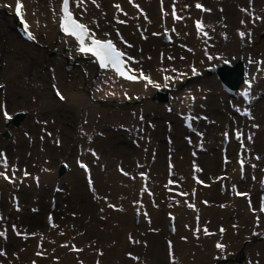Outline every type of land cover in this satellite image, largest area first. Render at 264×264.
<instances>
[{
	"label": "bare ground",
	"instance_id": "bare-ground-1",
	"mask_svg": "<svg viewBox=\"0 0 264 264\" xmlns=\"http://www.w3.org/2000/svg\"><path fill=\"white\" fill-rule=\"evenodd\" d=\"M25 1L26 0H23L24 6ZM49 1H57L58 13L60 0ZM137 1L140 2L141 5L138 4ZM227 1L232 3L231 0H177V12L184 16L185 19L181 22L184 24L178 22L173 25L176 31L171 33V42H169L168 45L161 42L162 39H159L161 33L165 32L166 29V17H163L162 12L159 10L161 0H133V3L139 5L140 10H143L139 14L135 13L134 10L136 7H133L132 4L125 3L121 5V8L127 12L128 15L124 16L122 13L117 12V19L126 20L127 23H118V27L120 28L121 36L133 45L135 52L139 53L141 51L145 54L147 53L146 55L151 58L154 56L156 62L155 66L159 67V69L162 68V73L168 76H175L172 75V62L168 57L172 56L176 58L181 55L185 57V60L183 61L184 65H193L198 71L203 66L213 63L214 60L217 59L216 57L219 58V56L222 55H231L239 46V43L236 40L239 36L238 31L245 32V38H248L247 33L250 31L251 37H254L257 30H259L264 24V20H258L255 23H252V17L248 14L254 11L255 15L264 17V0H252L251 4L247 3V0H233L236 6L235 16H233V14H230L229 16L226 15L225 9L227 8ZM196 2H200L206 9H210L211 11L205 12L196 9L194 6ZM96 3L100 5L99 8H97L91 0H86L89 15L85 16L83 21L87 24H89L87 22L90 19L89 16H96L99 20V24L102 25L101 23L105 22L104 20L107 16L106 10L112 6V0H96ZM115 3H118V0H116ZM151 4L153 5L154 16L153 13L147 11L146 7L144 8V6H151ZM185 4H190L191 7L185 10ZM164 7L172 8V0H164ZM241 9H247V12L241 11ZM113 10H115L114 7H112L110 14H112ZM81 11V9L78 11L79 15ZM29 14L30 13L26 11L25 6V20L29 22L30 30L34 35V24L31 22V15ZM144 14L147 15V20L144 19ZM48 15V20L50 21V14ZM227 17L230 18V22H228ZM197 19H202L204 25L210 26L205 30L208 31L211 39H207L205 43H203V41L206 38L202 35L198 38H195L194 35L191 39L188 38L190 24L192 23L193 25V21ZM241 20H244L245 23L241 24ZM56 25L57 16L55 30L51 26V32L53 35L55 32L57 33ZM212 28H214L215 31H212ZM141 32L144 33V36H146L147 39L141 37ZM154 32L160 33V35H152ZM182 33H187V35H185L186 38H183ZM223 33L227 34V39L224 38L222 35ZM178 35L182 36L183 44L186 46L181 55L180 45H172L174 41H181L180 39L182 38ZM60 37L62 41L68 40L71 42L68 38ZM111 38L118 43L117 37L113 36ZM196 39H198L199 44L197 50L198 55L192 54L191 51L188 50L192 48V44H194ZM218 46H222L223 49L214 50V48ZM125 48L131 53V48ZM224 48H227L228 51L226 52ZM126 49H124L125 52ZM6 51L8 52V55H5L6 67L4 71L0 69V76L5 71L7 72L10 69H15V67H21V65H23L21 57L16 54V50H12L10 45ZM205 51H207L208 55L213 56L214 59L209 60L208 56L205 55ZM72 53L73 55H76L73 45ZM161 53L164 54L163 59L161 58ZM256 58V61L264 60V40L261 43ZM86 60L90 62L88 69L91 73H94L96 71L94 64L90 59ZM130 65L132 67V64ZM252 66L256 69V76L258 78V81L255 82L256 86L259 85V82L262 84V88H260L259 91L262 96V94L264 95V65L254 63ZM164 69H168V71H164ZM186 70H188L190 74L192 73L191 69ZM186 70H177L175 73H187ZM159 72L160 70H156L155 75ZM110 75V73H101L99 75V81L95 86L92 96L83 97L82 94L79 95L80 99L84 102V106L78 105L77 109L72 113L73 139L70 141L71 143H74V149L78 150V156H76L74 152L72 162L78 158L92 159L93 154L90 155L89 151L94 148V156L99 157V161H102L103 159L105 160L107 170L102 173L99 180H97L94 178L89 168L88 175L92 180V187H80L76 178L81 175L83 181H85V176L82 171L76 173V178H70V173L60 178V180L55 181L52 174L53 169L51 166L49 168L46 155L43 154L36 159L35 164L39 176L34 183L44 185L46 182H49L50 198L54 200L50 203V210H55L57 203L60 202L61 204L59 205L63 210V216L59 219V222L57 221V224L52 219L50 226L35 231V234H39L40 237L43 238V257L41 258L30 255L32 253V246L34 245L33 247L35 248L36 245V241L33 238V231L32 238L27 236V238L22 240L21 237L17 236L14 232L12 233L11 230H7V239H4L3 242L0 241V246L3 245V251H5L7 255L5 257H0V264H24L28 260L31 261L32 264L33 261H35V264H50V262H47L49 252H51V254L56 253L57 256H59L58 258L60 261L64 257L66 264H81V262H83V264H97V261H99V264H172V257L169 256V241L172 243V251L176 264H188L187 261L189 256L192 255L196 249L201 247L203 249L205 248L202 261L203 264H210L217 255L225 254L227 248L233 246V241L229 240L230 232L223 226V222L228 213H233L235 220L237 219L244 223L246 232H250L249 230L252 227H254L255 232L264 231V213L259 211L260 204L264 201V191L259 192L255 182L257 177L264 179V118L263 120H259L257 118L258 115H256L258 111H261L264 102L261 101L258 104V108L252 112L251 104L253 102L251 101V98L254 89H256L254 86L255 84L251 86V90L248 93V103L244 104L238 97L239 106L241 108L246 106V110L249 104L250 113L253 119L244 116V119L239 120L235 117L237 121L233 123V128L239 129L240 127V130L244 129L246 131V133L243 132L244 147H241L240 141L233 144L230 141V137L225 146L222 147L221 136L223 132L218 135L222 127L216 131V135L213 139V135L209 134L206 124L207 122L211 123V121H214L211 115L208 114V111L213 113L215 110L214 108L207 110L204 104V97H200L198 94L197 96L195 94V100L187 110L191 115L196 109L202 111L201 115L198 113L196 120H194L193 116L190 120L191 126L189 131L195 127L194 136L195 139L200 137V140L198 141L182 140L180 131L182 129V131L186 133V130L181 126L180 117L172 116L168 113L166 114L163 111H159L162 118L161 125H166L170 120L174 121V125L169 129L168 134H165L164 136L160 133L154 135L152 129L149 131L147 128L145 129V118L142 119L140 123H137L140 121L138 120L139 118L145 116V114H141L140 116L137 113L134 115L128 114V116L123 115L122 119L116 121V125L111 126V130L109 129L110 133L102 135L100 128L107 125V123H105V120L98 115L94 105L91 104L89 106L86 104V101L92 103L106 97L124 99L125 92H127V94L132 93L134 90L138 91V93L143 92L138 85L121 83L114 78L111 80L107 79ZM162 75L163 74H160L159 84ZM187 75H189V73H187ZM151 78L156 81L157 77L153 78L151 75ZM190 79L191 77L186 79L184 85L187 86ZM200 80L196 82L199 83ZM209 91L211 92V89L208 90L206 94ZM187 92L191 93L190 90ZM112 93L115 94L113 95ZM16 94L17 96H20L19 91H17ZM224 94H226V92ZM213 99L212 96V100ZM178 109L181 111L179 104ZM103 110L110 111V113L113 112L112 109L107 110L106 108ZM204 117H206V119H204ZM178 123L181 127L180 130H178L177 127ZM132 124L135 129H130ZM253 124L259 125V127L254 128L252 127ZM45 125L46 127L59 129L58 123H56L55 120H50ZM30 128H32L31 125L25 126V131L27 132V135L24 137L25 140H21V133L17 132L14 133L10 141L13 145L24 144L25 147H28L27 151L29 153L35 144L38 148L42 145L41 140L36 142L35 137L32 138L34 130L29 131ZM50 128H48L49 131ZM119 133L122 134V138H115ZM198 133L202 135H198ZM248 135L252 136V143L246 141ZM101 138V142L105 141L108 146L116 147V149H107L105 153L100 154L98 152V139ZM218 144L221 148L219 152L221 158V171L219 173L222 174V177L220 176L219 179L216 180V175H210L211 168L209 162L212 160L213 154L208 151H210L209 147L214 148V146ZM236 146L242 148L241 154L244 156L243 158L247 159V163L244 165L243 178H241V173H236L234 170L232 173L233 175L231 176L236 182H233L232 184L224 183L225 190L220 192L218 188L219 182L226 181L227 176L225 175L229 165V159L227 158L228 162L225 163L224 156L230 154L233 155L234 147L237 148ZM215 149H217V147H215ZM252 154L255 157H260L259 160H254L256 165V168L254 169L250 167V163H248V159L249 161L251 160L250 158H252ZM133 165H141L145 170V175L148 174L145 184L147 191H143L141 196V201L139 202L140 213L137 218L133 215V209L137 198V181L138 178L142 176L141 174L132 175L130 173ZM170 165L172 166L171 168ZM124 166L128 167L126 172L128 175L127 177H120L123 174ZM249 168L252 170L248 172ZM1 169L5 170L4 164ZM197 169H200V171H197ZM117 171L122 172L121 175L120 173H117ZM204 173L207 174L206 176L208 177L204 176ZM253 176H255V180H253ZM27 179L28 178H25L24 176L21 180L17 189V196L20 190L24 187ZM196 179L205 182V187H202L201 183L198 184ZM41 181H44L43 184H41ZM169 181H172V183H169ZM0 185L4 186L7 184L0 182ZM233 186H235L236 190L241 193H248L249 196L235 195ZM187 187V194H189L191 188L194 187L195 189V194L193 196L194 199H190L195 201L192 202L195 205V209L189 208L186 205L187 203L189 204V201L184 202L183 197L181 196L186 194L185 190ZM92 188L95 189V194L97 195H101L105 190H108L111 194V200L116 202L111 204L115 205L117 209L122 208L123 211L114 210V214L106 211L104 202L99 203L97 200H92L94 195ZM150 190L154 191L152 197L148 195ZM162 190H169L171 192V196L175 199L174 205L168 207L164 206L161 196ZM167 195H169V193H166V197ZM187 196L190 198L189 195ZM249 197L251 199L252 207L256 209L255 215L249 209ZM34 198L35 196H33L32 200H34ZM69 200L71 201L70 203ZM204 201H207V204H205ZM54 202L55 205L53 206ZM221 205H224V207H221ZM99 206L105 211L101 212ZM16 207L17 205L14 207L13 213L7 216V219L10 223H13V220H16V223L18 224H16V226L19 231H24V228L22 227L28 228L26 223L33 219L32 212H34L33 209L34 207H37V204L31 203L24 207L19 203V211L16 210ZM185 207H187V209ZM71 208H77L76 212H72L73 209ZM144 213H147V216H145ZM25 215L29 216V221H26L28 217ZM102 216L105 218L101 219ZM256 216L260 217L259 227H256ZM197 217H199V220H197ZM169 219L172 220L173 229L175 230L166 239L164 224ZM133 220L138 222L136 226H133ZM5 224V218L0 220L1 227H4ZM52 224H55L56 227H53ZM185 225H187V227H185ZM205 226H207L208 230L214 233V235L205 236L203 233V228ZM221 227L225 229L223 234L219 232ZM197 228L200 229L199 232H196ZM61 232H63L64 235H61ZM26 234H28V232ZM129 235L140 243H131L129 241ZM246 235H248V233H246ZM197 236L199 238H197ZM16 238H18V240ZM26 240L31 243H25L26 246L24 247L23 243ZM73 242L78 246V249H83V251H79L76 257L69 258L68 248L69 245L74 244ZM217 242L226 245V250L224 252H220L215 247ZM63 244H68V247H61ZM254 249V253L249 254L246 264H257V262H259V264H264V243H257V246ZM100 252H102L103 255H100ZM129 253L135 257H139V259H132L128 255ZM239 256H242L241 252Z\"/></svg>",
	"mask_w": 264,
	"mask_h": 264
},
{
	"label": "rangeland",
	"instance_id": "rangeland-1",
	"mask_svg": "<svg viewBox=\"0 0 264 264\" xmlns=\"http://www.w3.org/2000/svg\"><path fill=\"white\" fill-rule=\"evenodd\" d=\"M10 1L11 0H2V9H0V69L3 71L5 70L6 67L5 61H6V56L8 55V52L6 50L9 45L11 46L12 50H16V54H18L21 57L23 65H21V67H15V69H10L7 72L5 71L0 76V84L4 85L3 88H0V147H3L2 149H0V152H3L6 154V156H8L7 169L9 174L12 175V171L13 169H15L14 182H11L7 186L0 185V213L4 214V208L9 212L10 209H9L8 197H12L14 194L17 193L16 191V184L18 183L17 180L18 179L22 180L25 176L24 175L25 172H27L28 175L25 176V178L28 179L26 180L24 187L20 190L16 198V201L18 202V204L20 203V205L24 207L31 203L37 204V207H34L35 211L33 209L34 212H32V216H33L32 220H30L28 215H25L28 217L26 221L30 220L28 223H26V225H28V228L21 226L22 228H24L25 235L31 238L32 231L35 234L36 233L35 231H39V229L46 227V223L44 221V216L46 214L52 215L53 220L55 221L56 224L59 222V219L63 216V210L59 205L61 204L60 202L57 203L55 210H49L50 203L54 201L53 199L50 198L49 182H46L44 185H40L39 183L37 184L34 183L35 181H37V177L39 176V172L37 171L35 161L40 156L45 154L46 157L48 158L49 168L51 166L53 169L52 174L55 181L60 180V178L70 173H71L70 178L72 177L74 178L76 176V173L79 170L76 167V161L72 162V156L74 152L76 154V149H74V143L70 142L73 139L72 113L77 109L78 105H81V103H83L79 95L82 94L84 97L86 95L92 94L93 87L97 84V78L94 77L95 75L91 74L90 70L88 69V64L84 60L72 56V50L68 45V43L61 42V40L57 39L56 33L54 35L52 34L51 26L54 29V22L48 20V16H49L48 14L50 11H48L47 9L51 5V3H49L48 0L26 1V4L28 6V8L26 7V10L28 11V13H30L29 15H31L30 17L34 22L35 30L38 34L37 41L33 44H28L23 42L14 32V22L9 12ZM231 1L232 3L230 1H227L228 4H226L227 8L225 9V13L228 16L230 14L231 15L233 14V16H235L236 6L234 1L233 0ZM247 3H249V0H247ZM149 6H144V8L146 7L147 11L153 13L154 16L153 5L151 4V6L150 7ZM53 9H55L54 5H53ZM166 9H168L167 11L168 16L166 23L168 29H170L173 26V24L182 22V20L174 22L171 15L172 8L169 7L164 8V10ZM106 12H107V16L104 20L105 22H102L101 23L102 25H99L98 28V30L105 31L104 33L101 34V36H104L105 33H109V32H113L114 34L117 33V30L114 27H112L114 23L111 22V20L115 19V17L110 16V9L106 10ZM177 15L180 14H178L177 12ZM50 17H51V13H50ZM227 19L228 22H230V18L227 17ZM263 30H264V24L259 30H257L255 36L250 38V42L249 39H241V38L238 39L237 42L240 45L236 48L235 51L236 55L234 58H231L229 54L219 56V58L217 57L218 59L215 62L203 66L199 70L200 75L197 77V79H194L193 84L201 79L199 83L196 82L195 83L196 85L194 84L193 86L194 90L196 89L195 92L196 96L198 94V96L204 97V104L207 110L211 108H214L215 110V112L213 111V113H210L208 111V114L211 115L214 121H211V123L210 122L206 123L208 132L209 134L213 135V139L216 135V131L221 127L224 126L229 127V130L233 128V123L237 121L235 117L241 119L236 109L239 108L241 110V108L237 105V99L234 95H228L227 93L224 94L225 91L221 86V82L216 77V74L215 73L208 74L207 72H205V69L207 68L206 66L218 64V63L221 64L224 62H232L235 58H238V56H242L245 59H247V57H253V54L258 53L261 43L264 40V37H260V33L263 32ZM119 33L121 35L120 31ZM188 33L190 35L188 38L190 39V37H192L191 26ZM178 36H180L181 38L182 36L183 38H186L184 33H182V36L181 35ZM117 37L119 39V36ZM183 38L180 39L181 41L179 40L180 42L174 41V43L172 44V45L174 44L180 45V55L183 54L186 48V46L183 44L184 43ZM125 41L127 40L125 39ZM127 43L129 42L127 41ZM164 44L168 45L169 41L168 42L165 41ZM123 45L127 47V44H123ZM181 45H184V47H182ZM221 48L222 46H218L214 48V50H221ZM224 50L226 52L228 51L227 48H224ZM130 51H131L130 56H132L137 61H139V63L134 64V68L137 69V66H141V68L145 69L147 73L148 72H150V74L153 73V68L156 65L154 56L153 58L149 59L150 56H147L146 55L147 53L145 54L141 51L139 53L135 52L133 47H131ZM67 57L72 58L74 60V65L69 70L66 69L65 67ZM181 57L184 56L183 55L177 56L176 57L177 59L175 58L174 60H171L172 62L171 67L175 68L178 71L186 70L188 68L193 67L192 65H187V64L184 65L183 61L185 59L182 60L180 59ZM260 85L261 83H259V85L256 86V89H254L252 93V98H251L252 99L251 101L253 102L251 104L252 112H254L255 109L258 108L259 106L258 104L261 101L264 102V95L262 94L261 96L259 93ZM210 89L211 92L209 91L206 94V92ZM57 90L60 91L64 99H60L58 96L55 95ZM17 91L20 92V96H17L16 94ZM152 94L153 92L144 93V94H139L138 92H135L134 94H131L129 96L132 97L131 99L125 98L119 102L112 101V99H105V100H100L98 103H94V104L89 103L87 101V105L93 104L97 110L98 115L105 120V123H107V125L100 128L101 129L100 132L102 133V135L110 133L111 126L116 125V121L118 119L119 120L122 119L123 115L128 116V114L133 115L140 112L141 114L142 113L145 114V116L143 117V119L145 118L144 121L145 129L147 128L148 131L152 129L153 130L152 133L154 135L160 133L161 135L164 136L165 134H168L169 131L167 130L172 128V126L174 125V121L170 120L169 125H165V126L163 124L161 125L162 118L159 111H163L164 113L166 112V114L168 113L169 115L173 116L177 114V105L174 102V106H173L172 100L167 105H163L162 103H157L153 100V97H151ZM212 96L214 98L213 100H212ZM136 97H139V99H137ZM8 99L11 101H9ZM106 108L107 110L112 109L113 112L110 113V111H104L103 109ZM263 108H264V103L262 104L261 111H258L256 114L258 115L257 118L259 120H263L264 118ZM169 109L171 110L169 111ZM5 110L8 112L10 117H12L16 111H20V110L26 111L25 116L23 117L22 121L18 124L17 127H13L11 123L7 125V128L10 130L11 133L8 139L1 138V133L5 127L4 124L5 118L3 116V111ZM198 113H200L201 115L202 111L196 109L193 113V116L196 118V116H198ZM261 114H262V119H261ZM50 120H55L56 123H58L59 129L46 127L45 124ZM26 125L32 126V128L29 129V131L34 130L32 138L35 137L36 142H39L38 140H41V144H42L39 146V148L35 144V146L32 147L30 153L27 151L28 147H25L24 144L13 145L10 142L14 133L17 132L21 133L20 139L25 140L24 137L27 135V132L25 131ZM177 127L178 130L181 129L179 127V124H177ZM48 128H50V131ZM233 129L235 133L238 130V128H233ZM241 130H243L242 132L246 133L244 129ZM180 133L182 140L185 139V136H189L191 140L195 138L194 130L188 134H184L182 131H180ZM235 133L234 135H230L231 142L233 144L238 141L235 139ZM115 138H122V134L119 133V135H117ZM57 141L59 143H57ZM101 141L102 138L98 139V152L100 154L105 153L107 149H111V150L116 149V147L114 148L113 146H108L107 142L105 141L101 142ZM215 147L220 148L219 145H215L214 148L209 147L210 151L208 152H211L213 154L211 160L212 162L211 161L209 162L211 168L210 175L211 176L216 175L217 178V175L220 176L219 172L221 171L220 169L221 158H220L219 150L215 149ZM226 156L227 155H225V157ZM92 157H93L92 159H87L86 161L90 165L91 172L94 178L99 180L100 175L107 170L106 162L104 159L102 161H99V157H95L94 155H92ZM227 158L229 159V170L226 172V174L228 180H231V177L229 175L232 174L233 172L235 156L230 154L228 155ZM250 159H251L250 161L248 159V163H250V167H251L252 164H255L254 162L255 156L252 154V158ZM60 163H64L66 168L64 173L58 175V169ZM127 170L128 167L124 166L123 174L120 177L123 176L127 177V175L124 174L127 172ZM131 170L132 171L130 173L132 175L138 173H145V170L141 165H133ZM251 170L252 169L249 168L248 172ZM117 173H120L121 175L122 172L117 171ZM206 175L207 174L204 173V176ZM76 179L78 180V185L80 187L86 186L81 175L78 176V178ZM43 182L44 181H41V184H43ZM255 182H257L256 186L258 190L263 191L260 190L261 182H259V180H256ZM202 187H205L204 183H202ZM219 190L222 191L223 188H219ZM151 192H153V190ZM185 192H187V189L185 190ZM166 193H169V191L168 190L164 191V194ZM110 195L111 194L109 193V191L105 190L101 195L95 194V198L93 195L92 200L93 201L97 200L99 203L104 202L105 210L108 211L109 213L112 212L114 214L115 213L114 209L108 207V203H116L111 200ZM33 196H35L34 200H32ZM162 200L164 206L166 207L174 204L173 200L167 198L166 196H164ZM70 202L71 201L69 200V203ZM71 209H73L72 212H76L77 210V208H71ZM12 213L13 211L10 210L9 214L11 215ZM13 221L15 223L14 222L10 223L9 220H7V223H10L11 226L16 225L17 224L16 220ZM136 225L137 224L133 220V226ZM233 225H237V227L234 228ZM223 226L225 229L229 230L230 232L229 240L233 241V246L227 248V252L225 254L217 258L215 261L210 262V264H241L240 263L241 259L239 258L241 251H243V254L244 252H249V254L250 253L252 254L254 253L253 249L257 246V243L258 244L264 243V231L257 232L260 233L259 235L252 234L253 232H255V230H250V232H246L244 223L240 222L237 219L235 220L234 216H232L230 213L226 215V218L223 222ZM164 227L166 232L165 238L167 239L168 236L173 232L172 221L168 220L167 222H165ZM27 232L28 234H26ZM246 233H248V235H246ZM25 235H23L24 239H25ZM35 236H36L34 238L35 241L37 243H41V238L39 234H35ZM25 243L30 244L31 242L27 240L24 241L23 243L24 247L26 246ZM33 246L31 248L32 253L34 248ZM42 246L43 244H41V247L40 244H37V246L34 249V253L36 254L40 250H41L40 252H42ZM71 247L72 245H69L68 257L74 258L77 256V253L79 251H71L70 250ZM76 248L78 249V246H76ZM0 250H2L1 247ZM32 253L30 254L31 256H33ZM204 253H205V248L203 249L201 247L196 249V251L189 256L187 263L203 264L202 261H203ZM38 257L41 258L43 257V255ZM58 257L59 256H57L56 253L51 254V252H49L47 262H50V264H66L64 257H63L64 259L62 258L61 261L59 260ZM24 264H32V263H24Z\"/></svg>",
	"mask_w": 264,
	"mask_h": 264
},
{
	"label": "snow or ice",
	"instance_id": "snow-or-ice-1",
	"mask_svg": "<svg viewBox=\"0 0 264 264\" xmlns=\"http://www.w3.org/2000/svg\"><path fill=\"white\" fill-rule=\"evenodd\" d=\"M72 2L75 4V8H72L70 6V0H62L61 3V7L59 9V12L57 13L55 9H53V14L54 16L58 17V25H59V30L64 34L65 37L71 38V40L75 41V51L78 54H82L85 57H90L93 58V63L98 65V68L100 70L105 71L106 73H111L112 75L108 76L107 79L111 80L113 79V76L115 77H119V78H123L127 81H132V82H139L141 80L145 81L144 87L147 88L149 85H151L153 88H160L161 85L159 83H157L156 81H154L150 75H145L144 72L141 70L138 72V74L136 73V70L133 69L132 67H130V64H137L139 63V61H137L135 58H133L132 56L128 55L125 51H123L120 47L117 46V43L114 42V40L112 38H99L97 37L96 33L94 31H92L89 27V25L87 23L81 22L84 18V14L87 12V4H86V0H72ZM91 2L93 4L96 5L97 8L100 7V5L98 3H96V0H91ZM252 0H249V3L251 4ZM129 3L133 5V7L139 8V5H136L133 3V0H129ZM177 0H172V18L173 21H181L184 20L185 17L182 15H177ZM195 8L199 9L201 11H205V12H210V9H206L200 2H196L195 3ZM113 7L116 9V11L118 13H122L124 16H127L128 13L125 12L122 8L121 5L119 3H116L113 5ZM191 5L190 4H185L184 5V9H188L190 8ZM21 8H22V4L20 2V0H17L16 5H15V12L16 14L19 16L21 14ZM76 9H81V13H80V17L79 19H77V17L74 15V11ZM141 12L143 11L142 9L140 10ZM222 11V10H221ZM241 11L247 12V9H241ZM161 12L163 14V17H167L168 16V12H166L164 10V0H161ZM251 17H252V23H255L258 20H264V17L261 16H257L255 15L254 11L252 13H248ZM144 19L147 20L148 17L146 14H144ZM93 23H96L95 20H93ZM117 23L120 24H126L127 21L126 20H120L117 19ZM245 21L241 20V24H244ZM97 27H99V25L97 24ZM139 27V26H138ZM195 27H196V31H197V35L199 36H203L207 39H211V36L209 35L208 31H206L205 29L207 27L210 26H206L204 25L202 19H197L195 20ZM226 27V25H225ZM25 29L27 31L28 29V25L25 22ZM212 31H215L214 28L211 29ZM146 31V29H145ZM176 29L175 27L172 28V32H175ZM168 30L165 29V35L167 36ZM110 34L109 33H105L104 36L108 37ZM117 36H119L120 39V43L122 44H127L128 48L133 47L132 44L127 43V41H125L124 37L120 35L119 31H117L116 33ZM152 35H160V33H152ZM185 35H187V33H185ZM224 36L225 39H227V34L223 33L222 34ZM238 35L241 39H244L246 33L243 31H238ZM247 36L249 38V42H250V38H251V32L249 31L247 33ZM141 37L144 39H147L146 36H144V33L141 32ZM28 39L30 40H34L35 37L31 32H28ZM68 40H65V43H68ZM182 47H184V45H182ZM189 51H192V49H188ZM163 53H161V58L163 59ZM205 55L208 56L209 60L214 59L213 56L208 55L207 51H205ZM149 59H151V57H149ZM169 60H174L175 57L169 56L168 57ZM180 59H185V57H181ZM203 62V61H202ZM249 63H258L261 65H264V60L261 61H252L251 59H249ZM259 70V69H258ZM164 71H168V69H164ZM171 71L173 72H177L176 69H171ZM192 75H199V73L197 72V69L193 66L191 69ZM187 73H177V75L175 76H168L165 75L163 77L164 79V87H168L170 82H174L175 80H179L182 77L186 76ZM253 79H255V77H253ZM246 84L249 85V87H251V82L250 81H245ZM4 85L0 84V88H3ZM113 95L115 93H112ZM56 95L60 98V99H64V97L61 95V93L59 92V90H57ZM125 98L131 99L132 97H129L127 92L124 93ZM242 95L245 96V98H248V91L246 90L244 93H242ZM137 99H139V97H136ZM193 101L195 100V97H190ZM171 109H169L170 111ZM236 111H240L239 108L236 109ZM243 115L247 116L249 119H253V117L251 116L250 111L245 110L243 113ZM3 116L6 120L11 119V117L9 116L8 112L5 110L3 111ZM143 119V117H141V120ZM195 119V117H194ZM204 119H206V117H204ZM190 126V125H189ZM252 127L254 128H258L259 125L253 124ZM198 135H202L199 134ZM225 139L227 140L229 138V133L225 132L224 134ZM235 139L241 142V147H244V141H243V133L238 129L235 133ZM247 141L248 143H252L253 142V138L251 135H249L247 137ZM57 143H59L57 141ZM93 155H95V153H93ZM0 157H5L4 153H0ZM255 159L259 160L260 157L256 156ZM227 157H225V163H227ZM240 163V168H241V178H243V171H244V160L241 159L239 161ZM81 167H86L85 165L81 164ZM172 166L170 165V168ZM251 167L254 169L256 168L255 164H252ZM8 168V164H7V160L6 157L4 159V169L5 170H0V178H3L5 181H9L14 182L15 179V169H13L12 171V175L10 176L8 174V172L6 171V169ZM197 171H200V169H197ZM125 175H128V173H124ZM25 176L28 175L27 172H25L24 174ZM145 174L141 173V176L143 177ZM253 180H255V176L252 177ZM134 179V177H133ZM196 182L198 184L203 183L201 180L196 179ZM89 186L90 188L92 187V180L91 178H89ZM169 183H172V181H169ZM262 185H264V181L261 182ZM92 191L94 193V198H95V189L92 188ZM142 191H147L146 188L142 189ZM233 191L235 192V195L237 196H249L248 193H241L238 190H236L235 186H233ZM152 193L149 192V195H151ZM187 195V194H184ZM106 199V198H105ZM205 204H207V201H204ZM248 204H249V209L250 211L253 212V214L255 215L256 213V209L252 207V203H251V199L249 197L248 200ZM108 207L112 208L114 210H118V211H123L122 208L117 209L115 205L108 203ZM189 208L195 209V205L193 203H189L188 204ZM221 207H224V205H221ZM16 210L19 211V207L17 205ZM35 211V209H34ZM101 212L104 211L103 208L100 209ZM259 211L261 213H264V201L261 202L260 204V208ZM74 215V214H73ZM145 216H147V213H144ZM105 217H101V219H104ZM4 217L0 216V220H3ZM174 219V217H173ZM197 220H199V217H197ZM52 218L51 216L49 217V222L51 223ZM150 223V220H149ZM53 227H56L55 224H52ZM260 226V217L256 216V227ZM185 227H187V225H185ZM233 227H237V225H233ZM17 236H20L22 233L19 231V229L17 228L16 225H12V229H11ZM175 229H173L174 231ZM200 229L197 228L196 232H199ZM219 232L221 234H223L225 232V229L223 227H221L219 229ZM203 233L205 236H211L214 235V233L210 232L207 228V226H205L203 228ZM61 235H64L63 232L60 233ZM195 234V233H194ZM253 235H259L260 233L257 232H253ZM35 235V234H33ZM82 235V233H81ZM0 238H4L5 240L7 239V229L4 230H0ZM25 238H27V236L25 235ZM197 238H199L197 236ZM186 239V238H184ZM129 241L131 243L134 244H138L140 243L137 240H134L132 238L131 235H129ZM54 242V241H53ZM169 243V256L172 257V264H176L175 262V257L172 251V243L171 241L168 242ZM61 247H68V244H63L61 245ZM215 247L220 251V252H224L226 250V245H224L223 243L217 242ZM71 251H83V249H77L76 246L73 244L71 249ZM100 255H103L102 252L99 253ZM7 255V253L3 250H0V257H5ZM37 256H42L43 253L38 251L36 253ZM132 259L138 260L139 257H135L133 256L131 253L128 254ZM18 258V257H17ZM33 264H35V261H33ZM81 264H83V262H81ZM97 264H99V261H97ZM257 264H259V262H257Z\"/></svg>",
	"mask_w": 264,
	"mask_h": 264
},
{
	"label": "water",
	"instance_id": "water-1",
	"mask_svg": "<svg viewBox=\"0 0 264 264\" xmlns=\"http://www.w3.org/2000/svg\"><path fill=\"white\" fill-rule=\"evenodd\" d=\"M73 61L69 60L66 68L70 69L72 67ZM241 63L238 62L234 66L224 65L218 68H215V72L217 77L221 80L223 88L226 91H232L238 85L239 81H241ZM157 99V98H156ZM25 111H18L12 117L11 122L14 127L18 126V124L22 121L25 116ZM65 171V165L63 163L60 164L58 169V175L62 174Z\"/></svg>",
	"mask_w": 264,
	"mask_h": 264
}]
</instances>
